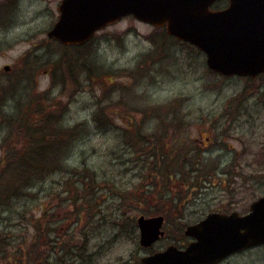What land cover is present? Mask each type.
<instances>
[{"label":"rangeland","instance_id":"374dc122","mask_svg":"<svg viewBox=\"0 0 264 264\" xmlns=\"http://www.w3.org/2000/svg\"><path fill=\"white\" fill-rule=\"evenodd\" d=\"M54 6L55 0H20L14 6L10 32L0 35V161L4 151L13 152L17 124H23L24 116L27 124L33 117L42 120L49 116L53 130L79 127V138L68 145L66 165L95 172L98 184L93 196L87 197L77 225L74 215L65 214L59 202L64 194L59 198L52 194L62 192V182L68 177L57 173L43 186L30 187L29 196L20 201L19 214H0V230L16 238L14 245L29 243L33 234L30 219L44 210L52 217L45 218L49 222L42 230L58 226L60 242L73 234V243L85 247L83 257H93L73 263L138 264L152 251L185 244L184 224H194L212 212L245 214L264 195V87L259 89L264 78L250 83L212 75L206 70L204 56L195 49L167 39L162 30L132 17L97 35L99 44L88 48L45 44V32L54 21L51 15L56 14ZM153 41L159 46L152 47ZM4 65L10 66L9 72L2 71ZM236 109H241L239 123L220 137L219 132L235 119ZM95 111L113 125L97 128L92 120ZM164 114L181 116L178 126L158 127L160 119L171 118ZM56 123L62 127H55ZM134 127L149 137L163 133L164 142L171 138L173 143L171 134H180L174 144L186 148L201 133L202 138H209L207 149L211 150L201 153L202 159L216 167L198 189L171 183L170 196L184 204L177 207L182 217L177 219L178 211L174 212L171 224L170 211V222L163 226L165 236L149 248L139 244L136 222L130 226L128 215L154 216L144 212L155 205L157 195L166 192L161 183L155 187L148 177L144 153L149 152L129 149L124 143L129 137L124 130ZM67 188L75 195L74 188ZM118 194L124 196L122 202ZM90 203L97 206L90 207ZM228 264H264V246L237 255Z\"/></svg>","mask_w":264,"mask_h":264},{"label":"water","instance_id":"95a60500","mask_svg":"<svg viewBox=\"0 0 264 264\" xmlns=\"http://www.w3.org/2000/svg\"><path fill=\"white\" fill-rule=\"evenodd\" d=\"M218 0H63L59 19L48 37L64 45H79L95 31L122 17L156 28L196 46L206 55L210 71L224 76H250L264 72V0H228V7L211 12ZM8 66L3 67L7 71ZM163 216L136 219L139 243L149 248L164 236ZM191 238L184 249L171 245L142 257L140 264H217L243 249L264 244V195L249 212L209 213L189 225Z\"/></svg>","mask_w":264,"mask_h":264},{"label":"trees","instance_id":"16d2710c","mask_svg":"<svg viewBox=\"0 0 264 264\" xmlns=\"http://www.w3.org/2000/svg\"><path fill=\"white\" fill-rule=\"evenodd\" d=\"M60 65H62V61H60ZM235 113L238 114L239 110L236 109ZM25 120L26 117L24 116L23 121L26 123ZM92 120L97 128H109L113 125L110 120L104 118L103 114L97 111L92 114ZM165 121L171 122L170 119ZM24 122L21 126L20 122L17 124L16 139L18 140H15V145L12 148L13 152L4 151L3 158L0 161V214H19L20 201L29 196L27 191L30 187L42 185L47 178L62 173V177H68L67 180L62 182L65 187L62 192L60 191V194H52L56 198L61 197L62 193L64 194L63 197L59 198V202L62 204L65 214L74 215L75 220L77 219L75 225H77L78 220L80 222L83 217L82 209H85L84 204L87 197L93 196L92 192L98 184L95 172L85 168H82L83 171L72 170L74 168L66 165L68 145L79 138L80 135L77 134L79 127L63 128L62 123H56L55 127L59 126L62 129L53 130L51 128L53 122L49 116L42 120H34L33 117L31 124H25ZM166 127L171 129V126ZM177 129L174 132H177ZM228 132H230V129L224 127L220 131V137L227 135ZM124 133L126 137L129 136L128 139H124V143L129 149L142 148L143 151L149 152L144 153L145 167L149 172L148 177L153 181L152 185L154 184L155 187L158 186L157 183H161L164 192H166V194L157 195L158 199L155 200V205L152 208L148 207L144 213L151 216L161 215L167 224L170 222L168 214L171 211V224H174L175 221L172 219V215L178 211L177 219L181 218V210H177V207L178 204L181 207L184 204L179 198L170 196L171 183H182L180 186H186L189 190L198 189L203 185L202 180L206 182L210 179L216 167L211 165L210 161L204 163L202 150L194 149L195 151H193L191 146L186 148L174 144L178 141L180 134H171L174 140L172 143L171 138H169V142L163 141V133L149 137L141 132L140 127L125 129ZM165 145L169 146L167 150L164 148ZM130 154H135V151H130ZM3 163L5 165L2 166ZM81 172H88V174L85 173L81 176ZM71 177L74 181H71ZM190 178H195V180L192 181ZM198 180H201V183ZM67 186L74 188L75 195L71 196L70 189ZM160 187L155 190V193ZM153 193L150 192V194ZM117 196L120 197V202H122L124 196L121 197L120 194ZM89 199L92 201L93 198L90 197ZM93 205L97 206L95 203H90V207ZM57 206L59 207V204ZM126 214L128 213L126 212ZM126 214L121 213L123 217ZM25 216L26 214H23V217ZM50 217L52 215L47 216L46 211L41 210L40 215L30 219L29 223L33 229V234L25 247L22 242L14 245L13 241L16 238H10L4 230H0V264H75L73 263L75 258H82L85 247L73 243L76 240L73 234L67 241L60 242L62 237L58 226L41 229L43 224L49 222H46L45 218L49 219ZM128 219L131 226L136 218L128 215ZM121 225L126 226L127 224L122 223ZM180 239H184V237L181 236Z\"/></svg>","mask_w":264,"mask_h":264},{"label":"flooded vegetation","instance_id":"af4514ba","mask_svg":"<svg viewBox=\"0 0 264 264\" xmlns=\"http://www.w3.org/2000/svg\"><path fill=\"white\" fill-rule=\"evenodd\" d=\"M19 1L20 0H0V35L1 34H6V33H8V32H10V30H11V28H12V23H13V10H14V6L16 5V4H19ZM35 1H37V0H35ZM63 0H55V4H56V6H54L55 7V9H56V14H52L51 15V17H52V19L54 20L53 22H52V24H51V26H50V28L45 32V39H44V43L45 44H47V43H50V42H52V43H57V44H59L61 47H63L64 49H69V48H73V49H83V48H88V47H90V46H88L89 44H93V43H95V42H98V44H99V38L97 37V35H99V34H101V33H103L105 30H108L111 26H113V25H115V24H113V25H109V26H107V27H105V28H103V29H101L100 31H98V32H96L95 34H94V36L91 38V39H89L88 41H86L85 43H83V44H80V45H77V46H63V45H61L58 41H56L54 38H49L48 37V32L53 28V26H54V24H55V22L58 20V16H59V12H58V7H59V5L61 4V2H62ZM228 6V1L227 0H220V1H218V2H216L215 4H213L211 7H210V10L211 11H218V10H223V9H225L226 7ZM105 37V36H104ZM164 37H165V35H164ZM167 37V36H166ZM169 38H171V39H174V38H172V37H170V36H168ZM106 38V37H105ZM148 40H151L150 38H148ZM152 41V40H151ZM174 41H176L175 39H174ZM177 42V41H176ZM152 44V47H158L159 45L158 44H156L155 43V41H153V42H151ZM178 43H180V42H178ZM180 44H183V43H180ZM199 54H201V55H203L201 52H199L197 49H195ZM161 51H162V49H161ZM205 60V59H204ZM5 66V65H4ZM9 67V70L8 71H6V72H9L10 71V66H8ZM206 70H207V67H206ZM2 71H3V67H2ZM207 72H208V70H207ZM210 74H213V73H210ZM262 76H263V78H264V74H262V75H259V76H257L255 79H257L258 81H261V78H262ZM243 79H246L247 80V78H243ZM261 86L259 87V89L261 88V87H264V81H262V84H260ZM255 95V94H254ZM253 95V96H254ZM147 115V114H146ZM151 117H156V116H158V115H153V114H151L150 115ZM163 116H165V117H171V118H169L170 120H171V122H164V123H162L161 121V123L160 124H157V126L159 127V126H166V124H167V126H168V124H173V125H176L177 124V126H178V120H180V117L181 116H176V115H174V114H164ZM168 119V118H167ZM187 119V118H186ZM161 120V119H160ZM239 123V119L236 121V124H238ZM231 125V124H230ZM230 125H229V127H230ZM143 128H144V126H143ZM205 129V128H204ZM154 135H157V134H154ZM203 136H202V134L201 133H199V138L197 139H195V140H193V142H194V145L191 147V148H193V149H196V150H202V152L204 153V152H207V151H209L210 149H207L208 148V141H209V138H202ZM203 139V140H202ZM195 143H196V147H194L195 146ZM192 149V150H193ZM211 151V150H210ZM165 236V235H164ZM185 238V237H184ZM186 238H188V237H186ZM191 241V239H189L188 238V241H186V243L185 244H183V242L180 244V245H175L177 248H179V249H184L185 248V246L189 243ZM169 246V245H168ZM168 246H166L164 249H166ZM256 247H254V248H248V249H245V250H241V251H239V252H237V253H234V254H232V255H230V256H228V257H226L225 259H223V260H221L220 262H218L217 264H228L231 260H233V258L235 257V256H237V255H240V254H243V253H245V252H248V251H251L252 249H255ZM164 249H161V250H158V251H162V250H164ZM158 251H152L150 254H153V253H155V252H158ZM149 254V255H150ZM93 259V257H78V258H76V261L77 262H79L80 260H82V259ZM141 259V258H140ZM139 259V260H140Z\"/></svg>","mask_w":264,"mask_h":264}]
</instances>
